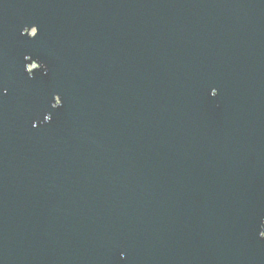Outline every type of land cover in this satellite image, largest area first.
Segmentation results:
<instances>
[{
  "label": "water",
  "instance_id": "obj_1",
  "mask_svg": "<svg viewBox=\"0 0 264 264\" xmlns=\"http://www.w3.org/2000/svg\"><path fill=\"white\" fill-rule=\"evenodd\" d=\"M262 233L264 0H0V264H264Z\"/></svg>",
  "mask_w": 264,
  "mask_h": 264
},
{
  "label": "snow or ice",
  "instance_id": "obj_2",
  "mask_svg": "<svg viewBox=\"0 0 264 264\" xmlns=\"http://www.w3.org/2000/svg\"><path fill=\"white\" fill-rule=\"evenodd\" d=\"M25 28H26V27H25ZM37 35H38V33H36L34 37H36ZM59 99H60V101L62 102V99H61V97H60Z\"/></svg>",
  "mask_w": 264,
  "mask_h": 264
},
{
  "label": "clouds",
  "instance_id": "obj_3",
  "mask_svg": "<svg viewBox=\"0 0 264 264\" xmlns=\"http://www.w3.org/2000/svg\"><path fill=\"white\" fill-rule=\"evenodd\" d=\"M261 235L264 236V233H262Z\"/></svg>",
  "mask_w": 264,
  "mask_h": 264
}]
</instances>
